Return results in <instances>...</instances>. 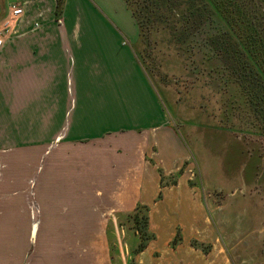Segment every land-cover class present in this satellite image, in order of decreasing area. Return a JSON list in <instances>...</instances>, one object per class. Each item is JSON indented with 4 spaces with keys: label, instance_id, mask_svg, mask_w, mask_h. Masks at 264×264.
<instances>
[{
    "label": "crops",
    "instance_id": "1",
    "mask_svg": "<svg viewBox=\"0 0 264 264\" xmlns=\"http://www.w3.org/2000/svg\"><path fill=\"white\" fill-rule=\"evenodd\" d=\"M16 1L24 15L0 52V264H22L24 251L10 244L33 242L45 212L59 221L63 194L82 206L107 196L121 212L148 206L155 238L133 254L137 264H234L135 49L121 48L113 29L83 27L68 11L73 0H64L60 18L58 0H0V26ZM129 11L139 33L123 41L136 44ZM36 147L44 154L33 156ZM65 174L69 189L59 187Z\"/></svg>",
    "mask_w": 264,
    "mask_h": 264
},
{
    "label": "rangeland",
    "instance_id": "2",
    "mask_svg": "<svg viewBox=\"0 0 264 264\" xmlns=\"http://www.w3.org/2000/svg\"><path fill=\"white\" fill-rule=\"evenodd\" d=\"M131 1L141 6L140 1ZM150 1L153 11L144 28L146 43L140 38L134 45L123 41L129 39V33H139L124 0H73L68 11L74 19L80 16L76 19L83 27L99 32L113 29L121 48L135 49L165 117L185 142L196 196L207 218L216 224L228 257L234 264H264V115L248 114L238 103L232 110L223 104V97L226 101L229 96L221 92L228 88L229 78L222 61L202 42L207 34L223 29L222 21L215 15L205 17L196 31L199 35L194 36L195 29L181 16L179 6L185 1ZM237 2L245 7L256 4V0ZM147 30L152 31L148 38ZM101 38L106 43L108 35ZM40 149L32 148V155L44 154ZM71 149L75 150L68 147L67 153H73ZM70 184L66 174L59 180L63 189ZM59 197L58 207L64 208L59 221L51 219L50 211L45 212L47 225L39 227L33 242L10 244L17 255L24 251L22 264H135L136 234L127 221L129 212L116 210L113 198L111 206L107 196L95 195L88 206L74 203L79 196ZM46 205L50 207L49 202ZM61 219L63 226H50ZM108 230L114 231L112 248Z\"/></svg>",
    "mask_w": 264,
    "mask_h": 264
},
{
    "label": "trees",
    "instance_id": "3",
    "mask_svg": "<svg viewBox=\"0 0 264 264\" xmlns=\"http://www.w3.org/2000/svg\"><path fill=\"white\" fill-rule=\"evenodd\" d=\"M125 1L138 22L140 38H143L142 41L146 43L145 25L152 19L153 3L150 0H137L141 4L138 8L136 2ZM173 1L175 0H171V3ZM182 1L185 2L179 6L180 12L183 13L181 16L185 21L191 23L195 29L194 32L198 31L204 19L210 16H217L223 23L222 30L218 29L209 33L202 40L222 61L225 75L230 81L228 88L221 93L225 95L228 93L229 97L232 96L231 104L227 101L229 97L226 101V97H223V104H227V109L232 110L233 105L238 103L242 111L246 113L249 111V113L255 112L254 114L257 115L263 113L264 115V0H256L254 6L246 7L237 0ZM63 4L64 0H58L57 17H60L62 13ZM247 10L250 15L246 12ZM190 12L192 15L189 16ZM150 31L147 30V38ZM198 32L193 35L198 36ZM257 117L259 118V116ZM260 121L257 120L255 123L259 122L260 124ZM148 213V206L138 204L132 212L126 214L127 221L131 223L138 236V241L132 250L133 254L145 249L148 243L155 238V234L149 230ZM107 235L112 248L115 243L112 238L114 231L108 230ZM177 241L178 236L173 241V245H176ZM135 264L137 263L135 262Z\"/></svg>",
    "mask_w": 264,
    "mask_h": 264
},
{
    "label": "built area",
    "instance_id": "4",
    "mask_svg": "<svg viewBox=\"0 0 264 264\" xmlns=\"http://www.w3.org/2000/svg\"><path fill=\"white\" fill-rule=\"evenodd\" d=\"M24 15V6L21 2L16 1L10 4L8 14L3 19L0 26V52L9 32L16 29L17 23Z\"/></svg>",
    "mask_w": 264,
    "mask_h": 264
}]
</instances>
